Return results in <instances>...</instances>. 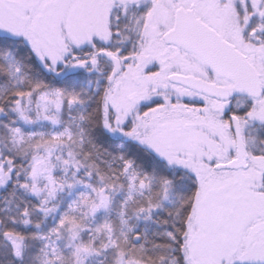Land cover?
I'll return each instance as SVG.
<instances>
[{
  "label": "snow or ice",
  "instance_id": "1",
  "mask_svg": "<svg viewBox=\"0 0 264 264\" xmlns=\"http://www.w3.org/2000/svg\"><path fill=\"white\" fill-rule=\"evenodd\" d=\"M0 264H264V0H0Z\"/></svg>",
  "mask_w": 264,
  "mask_h": 264
}]
</instances>
